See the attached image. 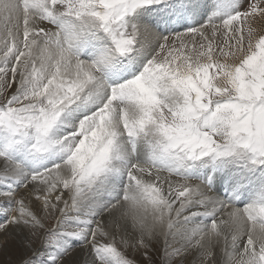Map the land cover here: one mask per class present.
Masks as SVG:
<instances>
[{"label":"snow or ice","instance_id":"1","mask_svg":"<svg viewBox=\"0 0 264 264\" xmlns=\"http://www.w3.org/2000/svg\"><path fill=\"white\" fill-rule=\"evenodd\" d=\"M10 228L19 264H264V0H0Z\"/></svg>","mask_w":264,"mask_h":264},{"label":"rangeland","instance_id":"2","mask_svg":"<svg viewBox=\"0 0 264 264\" xmlns=\"http://www.w3.org/2000/svg\"><path fill=\"white\" fill-rule=\"evenodd\" d=\"M35 207V204L32 205ZM8 238V243L4 246L3 251H0V264H19V261L29 256L30 250L21 246L22 236L15 235L14 229H9L7 233L0 235V244L4 243V239ZM37 246V245H33ZM135 258L138 264H146V261L137 254L129 253ZM153 264H159L158 253L153 252L152 254ZM73 259H75L73 257Z\"/></svg>","mask_w":264,"mask_h":264},{"label":"bare ground","instance_id":"3","mask_svg":"<svg viewBox=\"0 0 264 264\" xmlns=\"http://www.w3.org/2000/svg\"><path fill=\"white\" fill-rule=\"evenodd\" d=\"M12 228H10L11 230ZM36 246H34L35 248ZM29 255H31V250L29 252ZM73 257L75 258V260H83L84 256L83 253L81 252V250L77 249L76 252L73 253Z\"/></svg>","mask_w":264,"mask_h":264}]
</instances>
